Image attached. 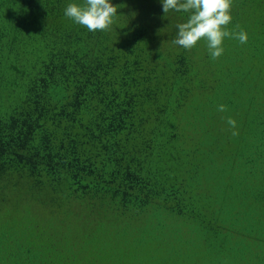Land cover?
<instances>
[{
    "label": "trees",
    "instance_id": "trees-1",
    "mask_svg": "<svg viewBox=\"0 0 264 264\" xmlns=\"http://www.w3.org/2000/svg\"><path fill=\"white\" fill-rule=\"evenodd\" d=\"M73 3L0 0V264H264V0L215 60L161 0Z\"/></svg>",
    "mask_w": 264,
    "mask_h": 264
},
{
    "label": "clouds",
    "instance_id": "clouds-1",
    "mask_svg": "<svg viewBox=\"0 0 264 264\" xmlns=\"http://www.w3.org/2000/svg\"><path fill=\"white\" fill-rule=\"evenodd\" d=\"M162 11L189 13L187 22L177 25V36L173 44L191 50L198 42L204 40L213 60L220 58L224 53L225 38L237 39L241 44L248 42V35L243 30L229 31L228 25L232 22L231 10L233 0H161ZM118 7L113 6L110 0H84V4H69L65 9V16L76 24L84 26L90 32L109 31L117 17ZM238 27V26H237ZM218 111H227L226 105H219ZM227 124L235 129L237 122L229 118ZM232 135H238L233 131Z\"/></svg>",
    "mask_w": 264,
    "mask_h": 264
}]
</instances>
